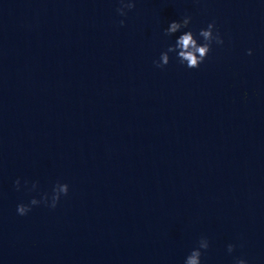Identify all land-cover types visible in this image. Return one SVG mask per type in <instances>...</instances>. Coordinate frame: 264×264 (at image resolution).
I'll return each instance as SVG.
<instances>
[{
    "label": "water",
    "instance_id": "obj_1",
    "mask_svg": "<svg viewBox=\"0 0 264 264\" xmlns=\"http://www.w3.org/2000/svg\"><path fill=\"white\" fill-rule=\"evenodd\" d=\"M117 6L0 0V264H182L200 236L202 264H264V3ZM183 15L224 44L156 68Z\"/></svg>",
    "mask_w": 264,
    "mask_h": 264
},
{
    "label": "clouds",
    "instance_id": "obj_2",
    "mask_svg": "<svg viewBox=\"0 0 264 264\" xmlns=\"http://www.w3.org/2000/svg\"><path fill=\"white\" fill-rule=\"evenodd\" d=\"M117 3L116 14L124 17L128 11L135 7L136 0H117ZM261 3H264V0H261ZM191 19L190 15H183L178 20L167 22V26L162 29V34L172 39L160 51L158 57L153 59L152 63L156 68L167 66L170 59H173L187 69H196L204 62L214 45L222 46L224 44V39L215 27L214 21L208 22L205 27L193 30L189 27ZM119 23L123 26V19ZM246 54L251 55L252 50H246ZM24 186L28 192L37 190V182L35 180L31 182L30 186L28 181H25ZM13 187L16 190H20L19 179L13 181ZM67 194L68 184L56 181L52 184L50 192L38 193L39 199L32 197L27 203H17L15 212L18 216H25L35 206L44 205L50 209L55 208L60 198ZM233 247L232 243L226 244V253L231 254ZM208 248V238L200 236L194 246L183 257L182 264H202V255ZM232 264H248V261L242 257H234Z\"/></svg>",
    "mask_w": 264,
    "mask_h": 264
}]
</instances>
